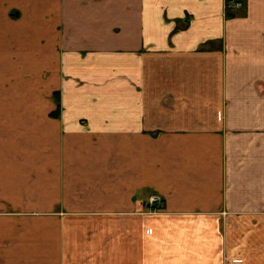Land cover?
Returning <instances> with one entry per match:
<instances>
[{
	"label": "crops",
	"instance_id": "0c3cea01",
	"mask_svg": "<svg viewBox=\"0 0 264 264\" xmlns=\"http://www.w3.org/2000/svg\"><path fill=\"white\" fill-rule=\"evenodd\" d=\"M240 1L0 0V264H264V0Z\"/></svg>",
	"mask_w": 264,
	"mask_h": 264
},
{
	"label": "trees",
	"instance_id": "16d2710c",
	"mask_svg": "<svg viewBox=\"0 0 264 264\" xmlns=\"http://www.w3.org/2000/svg\"><path fill=\"white\" fill-rule=\"evenodd\" d=\"M236 2L241 3V7L238 9H235L231 6L233 3H236ZM242 9H243V4L240 0H226L225 12H226L227 17H234L235 15H237V12H239ZM57 100H58V109L55 113L56 116H58L60 114V103H59L58 97H57Z\"/></svg>",
	"mask_w": 264,
	"mask_h": 264
},
{
	"label": "built area",
	"instance_id": "2783aa9c",
	"mask_svg": "<svg viewBox=\"0 0 264 264\" xmlns=\"http://www.w3.org/2000/svg\"><path fill=\"white\" fill-rule=\"evenodd\" d=\"M231 6H232L233 8H235V9H238V8L241 7V3H240V2H236V3H233ZM159 200H160V198L157 197V196H153V197H152V201H153V202H155V201H159Z\"/></svg>",
	"mask_w": 264,
	"mask_h": 264
}]
</instances>
